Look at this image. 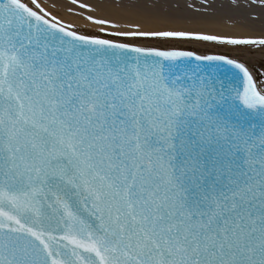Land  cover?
<instances>
[{
  "label": "snow or ice",
  "instance_id": "snow-or-ice-1",
  "mask_svg": "<svg viewBox=\"0 0 264 264\" xmlns=\"http://www.w3.org/2000/svg\"><path fill=\"white\" fill-rule=\"evenodd\" d=\"M71 3L171 19L169 0ZM49 7L0 0V264H264V81L228 55L80 33Z\"/></svg>",
  "mask_w": 264,
  "mask_h": 264
},
{
  "label": "bare ground",
  "instance_id": "bare-ground-1",
  "mask_svg": "<svg viewBox=\"0 0 264 264\" xmlns=\"http://www.w3.org/2000/svg\"><path fill=\"white\" fill-rule=\"evenodd\" d=\"M81 3H94L100 5H112L119 0H80ZM45 6L56 4V8L49 7L53 14L58 15L65 22H71L75 30L85 28L95 30L98 33L100 25H94L86 19L87 15L96 18H106L120 24V29L107 28L108 32L115 30H129V23H140L143 30H191L200 31L206 34L224 35L232 37H264V7L251 5L250 0H169L171 6V19L161 21L156 19L142 18L137 15H130L115 7L98 8L95 12H88L73 5L71 0H42ZM208 8L204 11V8ZM201 9L197 11L196 9ZM83 12L80 16L77 13ZM81 33V32H80ZM84 33V32H82ZM101 33V32H100ZM86 34V33H84ZM107 34V33H104ZM136 39V38H132ZM172 40V39H168ZM167 40V41H168ZM176 40V39H174ZM188 46L205 51L215 46L221 45L214 42L181 40ZM169 44V43H167ZM148 46L147 44H144ZM139 43L138 46H144ZM225 49L232 50L235 55H241L256 67L264 68V46H231L221 45ZM227 47V48H226Z\"/></svg>",
  "mask_w": 264,
  "mask_h": 264
},
{
  "label": "rangeland",
  "instance_id": "rangeland-1",
  "mask_svg": "<svg viewBox=\"0 0 264 264\" xmlns=\"http://www.w3.org/2000/svg\"><path fill=\"white\" fill-rule=\"evenodd\" d=\"M79 30H80L81 33L84 32L86 34L98 35V36H101V37H106L108 39L119 40L121 42L133 43V44L142 43L143 45L147 44L148 46H146V47H157V48H161V49H192V50H196L197 52H201V53L210 52V53L228 55L231 58L239 59L240 61H242V62L248 64L250 67H252L253 71L257 75L258 83L260 81H264V68L259 67V66L256 67L255 65L251 64L246 59V57H243L241 55H235L232 50L225 49V47L221 46V45H215V46H213L210 49L211 51H209V49H208V51L207 50L205 51V49L201 50V49H196L193 46H188V45L185 44L186 42L181 41V40H174V39L168 40V39H155V38H136V39H132V38H125V37H114V36H110V35H107V34H104V33H100V32L98 33L95 30H90V29H85V28H81ZM167 43H169V44H167Z\"/></svg>",
  "mask_w": 264,
  "mask_h": 264
},
{
  "label": "water",
  "instance_id": "water-1",
  "mask_svg": "<svg viewBox=\"0 0 264 264\" xmlns=\"http://www.w3.org/2000/svg\"><path fill=\"white\" fill-rule=\"evenodd\" d=\"M242 62V61H241Z\"/></svg>",
  "mask_w": 264,
  "mask_h": 264
}]
</instances>
